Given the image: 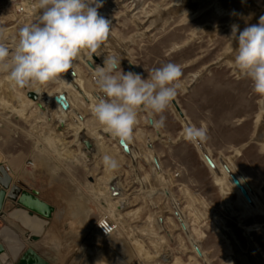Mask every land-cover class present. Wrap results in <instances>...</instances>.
I'll use <instances>...</instances> for the list:
<instances>
[{
  "label": "rangeland",
  "instance_id": "obj_1",
  "mask_svg": "<svg viewBox=\"0 0 264 264\" xmlns=\"http://www.w3.org/2000/svg\"><path fill=\"white\" fill-rule=\"evenodd\" d=\"M102 3L98 12L111 22L110 35L99 49L102 60L114 55L121 59L124 72L145 79L166 63L180 65L181 88L175 100L191 125L207 128L203 144L216 160L232 158L254 190L264 191V98L252 91L251 81L232 63L237 41L231 39L232 25L242 31L258 24L264 16V0ZM173 10L178 11L174 17L167 15ZM39 14L37 0H0V41L13 49L19 28L36 22ZM84 56L77 67L88 77V85L99 91ZM61 86L14 87L7 74L0 73V161L22 158L21 177L54 209L46 234L33 242L35 247L44 244L46 260L51 264H264V192L262 209L249 211L236 192L224 191L196 142L184 137L186 127L172 104L162 114L163 127L151 123L159 115L150 118L139 113L130 141L143 157L135 161L117 138L104 131L87 103L79 110L83 122L71 115L61 127L59 104L49 103L44 114L27 92L39 91L46 98ZM86 140L94 144L92 151L83 144ZM105 154L118 160L117 170L104 166ZM153 156L164 172L161 179ZM103 218L117 226L108 239L96 230ZM94 240L104 246L100 255L92 249Z\"/></svg>",
  "mask_w": 264,
  "mask_h": 264
},
{
  "label": "clouds",
  "instance_id": "obj_2",
  "mask_svg": "<svg viewBox=\"0 0 264 264\" xmlns=\"http://www.w3.org/2000/svg\"><path fill=\"white\" fill-rule=\"evenodd\" d=\"M37 4V21L19 28L14 48L0 41V73H6L14 87L66 83L63 74L71 69L75 78L76 62L84 55L97 54L110 35L111 22L98 12L102 0H37ZM231 39L237 41L232 63L251 81L252 91L264 98V16L242 31L232 25ZM120 62L114 55L106 56L103 66L94 68L101 95L91 113L105 132L126 143L132 139L141 111L150 118L159 115L151 123L163 127L162 114L178 95L182 69L166 63L152 69L145 79L139 73L124 72ZM184 135L190 141H202L207 139V128L190 125ZM102 159L109 170L120 166L111 155Z\"/></svg>",
  "mask_w": 264,
  "mask_h": 264
},
{
  "label": "bare ground",
  "instance_id": "obj_3",
  "mask_svg": "<svg viewBox=\"0 0 264 264\" xmlns=\"http://www.w3.org/2000/svg\"><path fill=\"white\" fill-rule=\"evenodd\" d=\"M123 1V0H122ZM137 1V0H134ZM140 1V0H139ZM234 0H229V3H232ZM223 2V1H222ZM237 2V1H235ZM234 2V3H235ZM141 3V2H140ZM117 4L119 5V1L117 2ZM186 4V3H185ZM138 5V4H137ZM228 5V4H227ZM192 6V5H191ZM229 6V5H228ZM234 6V4H233ZM232 6V7H233ZM199 7V6H198ZM171 10V9H169ZM179 10V9H178ZM233 10V9H232ZM168 11V9H167ZM180 11V10H179ZM163 12L160 10V13ZM176 11H171L169 14H172L174 17V13ZM178 12V11H177ZM176 12V13H177ZM175 13V14H176ZM160 15V14H159ZM161 16V15H160ZM159 16V17H160ZM164 12H163V15ZM169 17V16H168ZM158 18V17H157ZM159 20H162L160 18H158ZM168 19V18H167ZM171 18H169L170 20ZM166 20V18H165ZM158 22V21H157ZM170 22V21H169ZM151 27L155 26V22H151ZM140 24V23H139ZM158 24V23H157ZM141 25V24H140ZM139 26V25H138ZM156 28V26H155ZM154 29V28H153ZM103 53V52H102ZM83 57V56H82ZM82 61V58H81ZM83 61L85 62L86 66L88 67V69L90 70V76L91 78L94 79V68L99 65V66H103V60H102V54L101 51L98 50L97 54H93V55H85L83 58ZM91 63L92 66H89L88 63ZM132 66V65H131ZM132 69L134 71H136V68H134V66H132ZM63 78L65 79L66 83H61V89L56 93V94H49L48 97H43L42 92L39 91H34L31 92L30 90H28L27 92L29 94L31 93H36L39 97L38 101H34L33 103H36V105L38 106V108L40 110H42L44 112V114H47L48 111V104L56 101V97L60 96V95H65L66 96V103L68 106H71L73 108H71L68 111H65L60 105H59V109L61 110L63 117L60 119L59 124L61 125V127H65V123H66V117L71 116V115H75V120L76 121H81L83 122L84 120V116L82 114L79 113V110H83L82 107L85 106L84 103H87L89 105V108L92 109L94 103L96 102L97 98L101 95V93L99 91H95L93 90L89 85H88V77L84 76V74L80 71V69L77 67V75L75 76V78L71 75V69L69 70L68 73L63 74ZM92 79V81H93ZM91 83V81H90ZM92 84V83H91ZM175 100V99H174ZM31 103V101H30ZM32 104V103H31ZM34 105V104H33ZM172 106L174 108V110L177 112V114L180 116V118L182 119L183 124L185 125V127L190 126V121L188 119V117L185 115V117H182L177 108L174 106V104L172 103ZM84 108V107H83ZM88 111V110H87ZM183 111V110H182ZM184 113V112H183ZM80 126L83 127V123H80ZM81 127V129H82ZM64 133V132H63ZM62 133V134H63ZM159 137H163V135L158 134ZM185 137V135H184ZM264 138V137H263ZM92 143V142H91ZM119 143V140H118ZM151 143V142H150ZM127 144L130 146V156L133 158V160L138 159L140 157H143V155L141 153H138L134 150L131 141H128ZM196 144L198 145L199 151L201 153V156L204 160V162L207 164V166L209 167L207 161H206V157H210L214 164H215V169H212L209 167V169L213 172V174L217 177V182L220 186H222V189L224 191H230L233 190L234 192H236L241 201L248 207L249 211L252 210H261L262 209V205L261 204V195L264 191H256L254 190V188L252 187V185L250 184V182L245 178V176L240 173L234 166L233 164V160L232 158H226V157H221L220 160H216L214 159V157L212 156V153L205 147V145L203 144V140L202 141H198L196 142ZM94 145V144H93ZM151 145V144H150ZM140 152V151H139ZM152 161L155 163L156 165V169L157 170V174L158 178H162V171H161V164L159 163L157 157H151ZM136 161V160H135ZM151 161V162H152ZM225 166H227L230 170V172L235 175L239 181L242 183V185L247 189L248 194L250 196L251 199V203H249L244 196L242 195L241 191L238 189V187H236V185L234 184L230 174L226 171ZM156 173V171H155ZM164 177V176H163ZM146 178L144 179H140V182L146 183ZM117 184L115 183V186ZM168 190V189H167ZM166 193L168 194V196H170V189L167 191ZM117 192V191H116ZM114 192V195L115 193ZM118 195V192H117ZM116 195V196H117ZM123 206H126L124 203H122ZM131 214V213H129ZM177 217L180 219L181 224L183 225V229L185 231L188 230V226L186 224V221L184 219V216L182 214L181 211L177 210L176 213ZM11 216L13 217V219H17L23 222V224L25 226H33L36 225V223H40L42 224L41 220H38V218H33L31 216H29L27 214V212H17V213H12ZM164 223L161 222V225H163ZM189 233V232H188ZM174 237V236H173ZM0 239H2V241L4 242L6 248L8 249V252L10 254V256L12 257H17L19 255V253L21 252V250L24 247L23 242L18 238V236L9 228H3L0 231ZM195 247H197V244H194ZM198 250V248H197ZM253 251V250H252ZM256 256V255H255ZM3 261H5L7 259L6 256H4ZM263 263H264V259H263Z\"/></svg>",
  "mask_w": 264,
  "mask_h": 264
},
{
  "label": "water",
  "instance_id": "obj_4",
  "mask_svg": "<svg viewBox=\"0 0 264 264\" xmlns=\"http://www.w3.org/2000/svg\"><path fill=\"white\" fill-rule=\"evenodd\" d=\"M88 65L92 66L90 62L88 63ZM28 96L30 99L34 101H38L39 99L36 93H31ZM55 99H56V103L59 104L65 111L69 110V106L66 103L65 95H60ZM172 103L177 108L179 114L182 117H185L177 101L173 100ZM83 144L86 146L87 151H92L94 149V145L88 140L83 141ZM119 145L126 154L128 155L130 154V146L127 144V142L121 143L119 141ZM206 161L210 168L215 169L216 166L210 157H206ZM225 169L230 174L234 184L241 191L244 198L249 203H251V199L247 189L242 185L239 179L230 172L227 166H225ZM13 182L14 180L10 175L9 169L5 167L4 164L0 161V187L3 189L2 191H0V214L2 212L4 202L7 199L22 206L28 212L35 213L36 215L42 218L48 220L52 218L54 213L53 207L50 206L48 203L39 199L38 194L34 191V189L30 185L22 181H18L17 184L14 185ZM7 191L8 193H6ZM115 195H117V192L115 193ZM4 256L7 257L5 261H3L2 259ZM14 259L16 260L17 258L14 257ZM0 264H14L11 262V257L8 254L5 245L1 243H0ZM16 264H48V263L43 258L38 256L32 249H30L27 251L26 255L22 257L20 261L17 262Z\"/></svg>",
  "mask_w": 264,
  "mask_h": 264
},
{
  "label": "crops",
  "instance_id": "obj_5",
  "mask_svg": "<svg viewBox=\"0 0 264 264\" xmlns=\"http://www.w3.org/2000/svg\"><path fill=\"white\" fill-rule=\"evenodd\" d=\"M2 163L4 164L5 167H7L9 169L10 175L12 176V178L14 180V182H13L14 185L17 184L18 181H22V182L28 184L26 181H24V179L20 175L22 165H23V163H25V161H23L22 158L14 157V158L8 159L6 157V160H4ZM28 185H30V184H28ZM2 190L3 189L0 187V191H2ZM34 191L38 194L37 190L34 189ZM6 193H8V191ZM38 198L41 199L39 194H38ZM17 212H27V214L29 216H31L33 218L36 217V218H38V220H41L39 222H41L42 224L36 223V225L27 227L23 224L22 221L17 220V219L16 220L13 219L11 214L17 213ZM53 215H54V213H53ZM47 220L48 219L42 218V217L36 215L35 213L28 212L25 208L18 205L17 203H14V202L7 200V199L5 200L2 212L0 214V231L3 228H10L24 244V247H23L24 250L23 249L21 250V252L23 251L21 256L18 255L16 257L17 258L16 260L14 259V257L10 256L12 263L16 264L17 262H19L20 259L26 255L27 251L32 249L38 256L43 258L48 264H51L48 260H46L44 258L43 254H42V253H44L43 251L45 250L44 244H38L36 247L34 246L35 244H33V242L36 239H40L41 237H43L44 234H46V230H47V227L49 224L48 221L50 219L48 221ZM11 223L16 224L15 226H17V227H15L14 224H11ZM92 242H93L92 244H94L92 249L95 250L96 253H98L100 255L102 253V250L104 247L103 244H101L102 242H100L99 240H94ZM0 243L4 244L2 239H0ZM7 251H8V249H7Z\"/></svg>",
  "mask_w": 264,
  "mask_h": 264
},
{
  "label": "built area",
  "instance_id": "obj_6",
  "mask_svg": "<svg viewBox=\"0 0 264 264\" xmlns=\"http://www.w3.org/2000/svg\"><path fill=\"white\" fill-rule=\"evenodd\" d=\"M100 225L103 227H101ZM96 230L101 237L108 239L115 235L117 226L111 219L103 218L96 223Z\"/></svg>",
  "mask_w": 264,
  "mask_h": 264
}]
</instances>
